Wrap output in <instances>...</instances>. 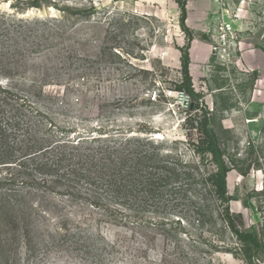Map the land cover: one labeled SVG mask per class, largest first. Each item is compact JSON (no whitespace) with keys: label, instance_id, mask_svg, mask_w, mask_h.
<instances>
[{"label":"rangeland","instance_id":"rangeland-1","mask_svg":"<svg viewBox=\"0 0 264 264\" xmlns=\"http://www.w3.org/2000/svg\"><path fill=\"white\" fill-rule=\"evenodd\" d=\"M179 2L0 0V264H264V0H206L212 24L196 37ZM205 47L190 73L208 115L177 94L181 48ZM207 117L236 223L260 236L250 263L209 181L194 128ZM110 179L125 195L100 190Z\"/></svg>","mask_w":264,"mask_h":264},{"label":"trees","instance_id":"trees-1","mask_svg":"<svg viewBox=\"0 0 264 264\" xmlns=\"http://www.w3.org/2000/svg\"><path fill=\"white\" fill-rule=\"evenodd\" d=\"M179 4L182 5L181 6L182 15L180 19V26L183 29V31H186L187 33L191 35V31L186 24L187 9L185 6H183L182 3L179 2ZM32 6L39 7L38 3H33ZM60 10L65 15L68 13L69 14L77 13V11L72 10L70 7H67V9L60 8ZM256 46L257 48H259L260 50L264 52V44H257ZM181 52H182L181 64H182L183 80H182V86L180 87V89L187 92L190 96L194 98L193 102L191 103V108L194 111H197V112L205 111L206 115H208L210 114L211 111L208 109L206 105L204 106L203 102L200 101L199 95L195 91L194 86H193L192 75L190 73V63H191L190 52L189 50H186L184 48H181ZM250 76L252 77L253 84H256V81L259 79L258 71H253L252 75ZM2 92L9 95V92H6V91H2ZM208 121L209 120L207 117V119H205V122L201 121L198 127L194 126V128H196L201 133V136L199 137V142L202 144L201 145L202 151L211 156V159L215 163V166H216V168L209 175V181L212 184V186L215 188V192L218 196V199H220L223 205V208L220 212V218L225 222L226 227L231 231V233L243 245L241 249L243 251L244 260L247 263L248 262L250 263L252 262V259H253L251 255L252 251L254 249H259L261 247L260 236L258 234V231L253 225L245 226V224L242 222L243 220L242 221L240 220L239 224L236 223V220H237L236 217H239V216H237V214H234L232 210L230 209L229 201L231 199V196L229 195V191H228V173L232 170L233 167L228 165L225 159V149H223L221 145V140L218 134L216 133V131L209 127ZM84 140L88 141L90 139L89 138L80 139L77 142V144L80 141H84ZM91 140H94V139H91ZM251 144L252 143L250 142L249 145ZM251 147L253 146L251 145ZM0 158H3V159H0V163L2 162L5 163L7 162V160H11L10 157H0ZM106 160L109 161V163L114 164L112 157H106ZM104 165H107V164L104 163ZM116 171H118V169H116ZM116 171L115 170L109 171V173L107 174L110 175L109 177H111V175L113 174L116 176L115 174ZM67 174L74 175L72 169L70 172H67ZM67 176L70 177L69 175ZM122 179H118V181L117 180L115 181L114 179H110L107 181L108 183L105 185L108 188V190L106 189L104 190L103 187H101L100 190L102 192L109 191L110 193L125 195L124 190L122 189L123 188ZM84 182H85L84 183L85 186L93 185L91 181L85 180ZM68 188H71L73 190L76 189L75 186H73V188L69 186ZM68 188L64 189V192H63L64 195H66L67 197H74L75 194L72 193ZM120 191L121 193H119ZM75 192H78L81 194L82 190H80L79 192L77 188ZM90 194L91 193H87V196ZM99 195H103V194L99 193V191L98 192L95 191L94 195L92 194L93 198L99 197ZM0 197H1V193H0ZM90 204H92L93 206H98L96 201L94 200L90 201ZM121 206H123L122 202H117V205H113V206L109 203V201L106 202V208L111 214H113L114 212L119 213L118 208ZM5 210H9V209L5 207L3 211ZM121 219H123V217H121Z\"/></svg>","mask_w":264,"mask_h":264},{"label":"crops","instance_id":"crops-1","mask_svg":"<svg viewBox=\"0 0 264 264\" xmlns=\"http://www.w3.org/2000/svg\"><path fill=\"white\" fill-rule=\"evenodd\" d=\"M192 2L195 3V5H191ZM187 9V26L190 28V30L193 32L194 37H196V34L199 31L202 30H208L209 26L212 24V21H206V13L208 11L207 2L206 0H189V5L186 7ZM196 40H194L195 42ZM194 48V47H193ZM192 48V49H193ZM191 49L190 52V72L192 73L195 68L198 66H203L204 63L209 61L210 58V49L209 47H205V51L201 50V52L194 53Z\"/></svg>","mask_w":264,"mask_h":264},{"label":"built area","instance_id":"built-area-1","mask_svg":"<svg viewBox=\"0 0 264 264\" xmlns=\"http://www.w3.org/2000/svg\"><path fill=\"white\" fill-rule=\"evenodd\" d=\"M224 1L225 0H217V2L218 3H224ZM224 11V10H223ZM223 14H224V12H223ZM232 30V25H231V23H229V22H226L225 20H224V22H221V24L219 25V30H218V36H219V45H220V47H222V45H224V44H226L227 43V41H228V38L230 37V34H231V31ZM218 49V47L217 46H215L214 47V50H217ZM177 94H180L181 95V97H182V99H181V103H182V105L184 104V103H187V105H189V94H186L185 92H178ZM154 99L156 98V96L154 95V97H153ZM190 106H191V104H190Z\"/></svg>","mask_w":264,"mask_h":264}]
</instances>
